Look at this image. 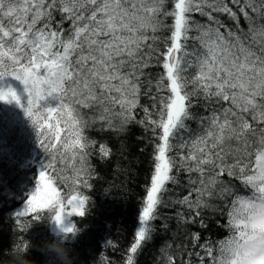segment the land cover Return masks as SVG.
<instances>
[{
	"label": "snow or ice",
	"instance_id": "6c2138e0",
	"mask_svg": "<svg viewBox=\"0 0 264 264\" xmlns=\"http://www.w3.org/2000/svg\"><path fill=\"white\" fill-rule=\"evenodd\" d=\"M167 3L0 0V101L24 107L4 81L24 85L25 115L50 157L14 213L16 242L27 247L24 233L45 217L66 235L79 231L65 220L84 217L89 203L81 189L91 187L89 149L97 142L85 131L139 124L153 134L152 170L133 241L120 253L125 264H135L155 235L154 222L165 219L159 209L170 204L181 206L174 218L186 237L164 241L158 264H192L193 257L198 264H264V0H171V9ZM161 31L169 33L163 51ZM154 66L163 71L153 85L146 70ZM53 94L59 104L42 107ZM142 96L150 98L151 111L140 104ZM196 107L207 114L198 116ZM110 152L100 144L101 158ZM69 160L70 176L57 167ZM202 210L225 218L226 238L201 243L200 233L187 229L198 221L206 227ZM106 245L119 251L110 240ZM102 259L116 264L104 253Z\"/></svg>",
	"mask_w": 264,
	"mask_h": 264
},
{
	"label": "trees",
	"instance_id": "16d2710c",
	"mask_svg": "<svg viewBox=\"0 0 264 264\" xmlns=\"http://www.w3.org/2000/svg\"><path fill=\"white\" fill-rule=\"evenodd\" d=\"M171 7V0H168L166 8L171 9ZM195 19L201 23L206 21L205 17L198 14ZM220 19L226 24L232 23L225 16H221ZM171 22V18L166 21L167 24ZM68 27V23H65L64 28ZM168 34L167 31L158 33L161 37L157 45L159 51L164 50L163 38ZM152 55L151 63L155 65L156 53ZM162 71L161 67L156 66L146 70L151 73L148 78L152 80L153 85ZM4 82L11 84L17 90L18 95L21 96V104L24 105L21 107L15 101L11 103L0 101V249L4 250L0 253V264H9L11 257L7 253L20 236L14 213L24 207L27 194L34 189L35 179L50 157L39 144L36 126L31 118L25 115L27 93L24 91V85L12 77H6ZM155 91L153 87L151 92L155 93ZM58 104L56 94L46 96L41 101L42 107H56ZM140 104L148 106L151 111L149 97L142 96ZM138 112L137 119H140L143 112L140 110ZM193 112L198 116L207 114L203 107H196ZM191 125L193 128L196 127L195 122H191ZM100 129L101 125H96L85 131V135L97 143L95 149H89L92 153L90 163L94 168L91 187L81 189L89 197L86 215L71 216V222H75L80 231L75 237L71 233L67 234L68 239L65 241L66 246L70 248L73 264H92L101 252L116 264H125V259L120 253L124 252L133 241L134 231L139 224L138 216L142 200L146 195L145 186L150 183L152 132L150 130L145 132L144 127L139 124H131L123 131ZM100 144H105L111 150L108 157L101 158ZM57 167L64 168L65 175H72L70 160L65 164H58ZM180 180L182 182L185 180L183 173L180 175ZM66 190L70 191V188ZM177 191L184 194L181 188ZM240 194H248V190L242 189ZM167 198L166 195L165 199ZM211 203L218 201L213 200ZM178 209H181L180 205L173 207L171 204L159 209V214L165 219L154 222L155 235L138 254L135 264H158L160 256L158 249L166 240H172L174 244L185 242L186 233L178 230L174 218ZM202 215L206 227H201L199 221L186 226L191 232L200 233L201 243L204 242L203 238L215 242L229 235L228 229L222 226L225 223L224 217L214 215L209 210H202ZM163 223H167V231L162 230ZM52 225L53 221H48L45 217L43 221L34 223L24 233V238L35 245L30 249L28 258L36 261V264H58L53 257L43 253L39 248V245L46 240L50 241L64 235L55 233ZM177 232H179L178 236ZM109 240L119 250L115 254L113 247L106 245ZM192 264H198L195 257Z\"/></svg>",
	"mask_w": 264,
	"mask_h": 264
},
{
	"label": "clouds",
	"instance_id": "9594fccd",
	"mask_svg": "<svg viewBox=\"0 0 264 264\" xmlns=\"http://www.w3.org/2000/svg\"><path fill=\"white\" fill-rule=\"evenodd\" d=\"M79 231L73 233V237H75ZM67 239L68 236L64 234L53 240H46L43 244L39 245V248L43 253L53 257V260L57 261L58 264H73L70 248L65 244ZM34 246L35 245H33L31 241H27V247H25L23 242H14L8 251L11 257L9 264H36V261L28 258L29 251ZM102 254L103 252L97 256L96 261L92 262V264H105V261L102 259Z\"/></svg>",
	"mask_w": 264,
	"mask_h": 264
},
{
	"label": "rangeland",
	"instance_id": "374dc122",
	"mask_svg": "<svg viewBox=\"0 0 264 264\" xmlns=\"http://www.w3.org/2000/svg\"><path fill=\"white\" fill-rule=\"evenodd\" d=\"M71 222V217H67L65 220V223ZM52 229L55 233H62L59 229V227L56 225L55 222H53Z\"/></svg>",
	"mask_w": 264,
	"mask_h": 264
}]
</instances>
